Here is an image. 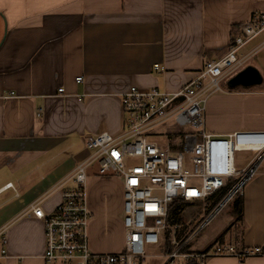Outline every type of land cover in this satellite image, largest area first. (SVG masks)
<instances>
[{
    "label": "crops",
    "instance_id": "crops-1",
    "mask_svg": "<svg viewBox=\"0 0 264 264\" xmlns=\"http://www.w3.org/2000/svg\"><path fill=\"white\" fill-rule=\"evenodd\" d=\"M254 12H264V0H0V264H16V258L45 264L44 223L29 207L36 203L51 213L72 185V172L91 155L88 139L124 134L122 94L131 86L180 90L207 62L227 54ZM242 53L252 55L249 65L263 83L235 89L226 83V92L209 98L205 129L212 136L264 131V33ZM87 172L101 189L111 179L119 183L122 208L115 225L120 243H102L115 228L108 200L97 204L87 191L90 249L120 252L123 181L98 175L97 166ZM215 242L239 253L264 250V158L244 197L205 228L195 247ZM204 264H264V256H215Z\"/></svg>",
    "mask_w": 264,
    "mask_h": 264
},
{
    "label": "built area",
    "instance_id": "built-area-1",
    "mask_svg": "<svg viewBox=\"0 0 264 264\" xmlns=\"http://www.w3.org/2000/svg\"><path fill=\"white\" fill-rule=\"evenodd\" d=\"M263 33L264 12H254L227 54L207 62L180 90L169 93L157 87L131 86L120 96L126 114L124 134L114 138L104 132L88 139L91 155L72 172L68 180L72 185L63 190L51 213L46 214L36 203L29 207L44 223L45 264H143L147 258L161 259V264H204L215 256L240 260L264 256L262 248L239 253L229 243L215 242L203 250L195 247L214 218L244 197L246 185L257 175L264 158V131L212 136L205 129L209 98L226 92L224 84L252 57L242 55L241 50ZM154 70L159 71L160 66L154 65ZM82 80L77 78V83ZM172 119L187 128L178 144L167 134L163 143L150 139L155 128ZM239 152L250 154L243 168L237 166ZM129 159H139L140 164L128 165ZM95 164L98 175H115L123 181L125 242L117 253L93 252L88 243L87 170ZM197 203L201 204L199 218L178 222L185 207ZM16 260V264H24L23 258Z\"/></svg>",
    "mask_w": 264,
    "mask_h": 264
},
{
    "label": "rangeland",
    "instance_id": "rangeland-1",
    "mask_svg": "<svg viewBox=\"0 0 264 264\" xmlns=\"http://www.w3.org/2000/svg\"><path fill=\"white\" fill-rule=\"evenodd\" d=\"M245 51V50H243ZM242 51V52H243ZM244 54V53H242ZM248 65L250 64V61L247 63ZM187 128H183L181 126H179L176 121L174 119L168 121L167 123L159 126L158 128H155L152 132V134H162V133H166L167 135L171 136L174 141L178 144V141L180 140L179 135L186 131ZM162 136V135H161ZM158 141H166V139H159V138H155ZM249 157V154L247 153H236V162H237V166L238 164L243 163L244 161H246ZM128 165H138L140 164V160L139 159H129L127 161ZM94 167H96L97 165H93ZM88 173V172H87ZM112 177L115 179L117 176L112 175ZM90 180L88 178V184H87V191H89V199L92 201H95L97 204L98 203H104L106 202L105 199H107L108 201L106 202L107 206H108V211H109V220L111 223V226L115 227V225L119 222V218L121 217V198L119 196L120 193V188H119V183L116 186V181L115 180H110L108 181V184L105 185L104 188H99L98 184H96L95 182H93L92 184L89 183ZM89 187V188H88ZM233 204V203H231ZM230 204V205H231ZM229 205V206H230ZM224 208L213 220V222H216L218 219L222 218V216L224 214L227 213L228 207ZM187 207V208H186ZM182 216H180L179 221L180 223H184L186 224L188 222L189 219L191 218H199V215L201 213V204L200 205H190V206H186ZM205 213L207 212V210L204 211ZM214 224V223H213ZM191 227V226H190ZM113 230L111 231V234L109 236L108 239L103 240L102 239V243H108V244H119L120 243V238H119V230L115 228H112ZM106 251V250H105ZM160 259L157 258H147L143 264H159L160 263Z\"/></svg>",
    "mask_w": 264,
    "mask_h": 264
},
{
    "label": "water",
    "instance_id": "water-1",
    "mask_svg": "<svg viewBox=\"0 0 264 264\" xmlns=\"http://www.w3.org/2000/svg\"><path fill=\"white\" fill-rule=\"evenodd\" d=\"M262 83L263 77L260 71L252 65H247L228 80L227 87L230 89L251 88L260 86Z\"/></svg>",
    "mask_w": 264,
    "mask_h": 264
},
{
    "label": "trees",
    "instance_id": "trees-1",
    "mask_svg": "<svg viewBox=\"0 0 264 264\" xmlns=\"http://www.w3.org/2000/svg\"><path fill=\"white\" fill-rule=\"evenodd\" d=\"M224 192H225V190H223V191L221 192L220 195H223ZM238 201H239V199H238ZM181 204H182V203H181ZM181 204H177V205H181ZM177 205H176V206H177ZM184 205H185V204H184ZM186 205H187V204H186ZM197 205H200V203H197ZM236 209L238 210V213H241V206H240L239 202H238V204H236ZM171 213L174 214L175 211L172 209V210H171Z\"/></svg>",
    "mask_w": 264,
    "mask_h": 264
}]
</instances>
